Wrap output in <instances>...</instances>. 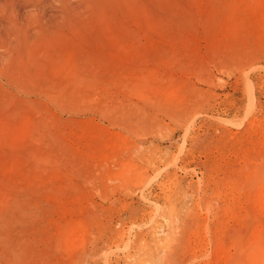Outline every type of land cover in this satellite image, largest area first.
Returning <instances> with one entry per match:
<instances>
[{"label": "rangeland", "instance_id": "obj_1", "mask_svg": "<svg viewBox=\"0 0 264 264\" xmlns=\"http://www.w3.org/2000/svg\"><path fill=\"white\" fill-rule=\"evenodd\" d=\"M263 254L264 0H0V264Z\"/></svg>", "mask_w": 264, "mask_h": 264}, {"label": "bare ground", "instance_id": "obj_2", "mask_svg": "<svg viewBox=\"0 0 264 264\" xmlns=\"http://www.w3.org/2000/svg\"><path fill=\"white\" fill-rule=\"evenodd\" d=\"M257 252H259V251H257ZM257 263V262H256ZM263 264H264V254H263Z\"/></svg>", "mask_w": 264, "mask_h": 264}]
</instances>
